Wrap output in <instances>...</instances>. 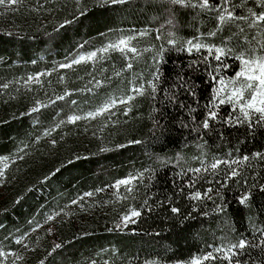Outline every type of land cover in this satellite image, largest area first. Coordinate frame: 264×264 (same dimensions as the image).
I'll list each match as a JSON object with an SVG mask.
<instances>
[{
    "label": "trees",
    "instance_id": "16d2710c",
    "mask_svg": "<svg viewBox=\"0 0 264 264\" xmlns=\"http://www.w3.org/2000/svg\"><path fill=\"white\" fill-rule=\"evenodd\" d=\"M82 4L87 9L83 16L77 11L76 0H23L15 11L0 7V85L9 84L6 89L0 87V155L13 154L21 142L28 145L24 159H17L5 174V198L0 200V249L18 252L23 259L16 260V264H90L93 260L96 264L157 260L160 264H186L211 251L213 245L220 246L225 238L235 241L243 236L251 240L254 228H264V159L254 158V153H264V126L229 127L210 121V129H202L205 105L215 85L210 80L211 69L206 70L203 64L195 70L189 67L193 60H199L198 54L167 51L159 65L161 88L175 91L183 106L166 103L163 91L156 100L147 94L136 96L127 116L123 115L125 106L117 104L112 110L116 115L108 120L98 117L94 121L64 123L50 136H43L46 129L72 111L91 110L110 95L125 94L134 77L151 76L137 66L126 69L127 58L116 51L99 54L94 63L59 68L66 58L100 47L109 37L114 39L121 27L150 26L155 30L166 18V5L148 0L103 6L100 0H82ZM175 17L181 40L203 36L206 42L219 44L221 37L235 31L225 26L217 36L209 37L216 25L213 13L176 8ZM66 20L72 23L56 31ZM85 41L88 43L80 49ZM151 41L159 44L155 35ZM225 63L230 67L220 74L232 76L238 70V61L228 58ZM49 71L51 75H47ZM38 72L46 73L39 83L25 84L21 79ZM178 73L193 86L195 96L187 85L176 88ZM97 80H103L104 86L97 87ZM65 91L72 95L51 103ZM72 100L77 104L72 105ZM38 101L49 106L31 113ZM228 114L230 107L220 106L219 115ZM52 139L57 141L55 146L49 142ZM136 140L142 143H131ZM204 153L209 162L214 157L240 160L232 167L241 174L227 180V187H221L228 171L224 165L219 174L187 172L189 167H200L197 157ZM177 156L181 157L179 164ZM243 156L249 160L243 161ZM149 167L154 171L146 172L142 182L136 181L131 193L122 187L118 193L96 191L109 189L116 180ZM57 168L60 171L52 176ZM46 177L50 178L45 181ZM193 180L194 187H187ZM208 188L213 191L207 193ZM88 191L93 192L92 197L78 199ZM195 191L204 198L191 200L190 194ZM246 193H251L250 199L241 204L240 197ZM72 199H77V204H72ZM221 203L223 211H214ZM172 207L180 212L173 213ZM133 208L140 210L141 216L124 230L116 229V224L122 226L123 215ZM53 211L61 212L58 221L44 223L45 215ZM30 220L40 221L43 227L31 232ZM25 233L28 236L24 242L32 250L14 243ZM56 243L62 247L49 255ZM238 258L242 264H262L264 253L251 248ZM12 261L10 256L8 264Z\"/></svg>",
    "mask_w": 264,
    "mask_h": 264
},
{
    "label": "snow or ice",
    "instance_id": "6c2138e0",
    "mask_svg": "<svg viewBox=\"0 0 264 264\" xmlns=\"http://www.w3.org/2000/svg\"><path fill=\"white\" fill-rule=\"evenodd\" d=\"M130 0H100V4L107 5H123L129 3ZM149 3H155L158 5H166L164 12L166 13V18L162 24H160L155 29V39L161 41L158 48L154 47L153 50V64L156 65L154 71L149 78H144L141 76L134 77L129 81V87L125 94L110 95L102 103L95 106L93 109L86 112L72 111L68 114L66 118H61L56 121V123L46 129L43 132V136L48 137L51 133L59 128L64 123L75 124L77 121H94L98 117H104L106 120L110 119L112 116L116 115L112 110L116 108L117 104L125 106L123 115L127 116L128 113L132 111L131 102L136 98V96L149 95L153 100H156L157 96L163 91V95L166 98V103L176 104L178 107L183 106V101H179L175 91L171 93L169 91H164L161 88V72L159 65L164 62V53L167 51H177L186 52L189 56L193 53L199 55V60H193L189 65L190 68L195 70L201 64L205 66V69H211L209 72L210 80L214 87L211 90V99L208 105H205L206 116L201 121V127L204 130H209L211 125L210 121H216L217 123L227 124L229 127L234 125L247 124L249 128H254L255 126H264V0H254V7H246V11L237 15L236 7H245L243 5H236L233 0H148ZM23 3V0H0V7L4 9L11 8L12 10H18V6ZM77 11L79 15L83 16L87 9L83 6L82 0H76ZM42 7V6H41ZM184 8L198 10L199 13H215L216 25L214 30L208 33L209 37H215L218 33H221L225 26L234 27L235 31L232 32L228 37H221L219 44L206 42L203 36L200 38L181 40V38L176 33V17L175 9ZM72 23L71 20H66L64 23L59 25L56 31L60 28H64L65 24ZM150 34V30L143 29L138 30L137 34L129 35H118L114 39L108 38L106 44L95 47L93 50L78 52L72 55L70 58H66V62L59 64V68H71L73 65H80L82 63H87L89 61L95 62L99 54H107L111 51H116L128 58L129 62L126 67L128 69L133 68V63L131 62V57H138L143 54L144 51L149 49H138L133 43L137 39V35L144 37ZM8 35H12L11 32ZM85 41L79 45L80 49L85 47ZM167 45L168 47H165ZM228 58H232L238 61V70L234 72L232 76L224 77L221 75V70L230 67L225 61ZM214 62V63H213ZM35 63V61H33ZM55 71V69H52ZM45 72H38L34 74L22 77L25 84H30L32 82L39 83L40 77L44 76ZM47 75H51V71L47 72ZM119 75V73H117ZM178 79L176 81V88H183L187 85L188 91L195 96V92L192 90L193 86L188 83V80L181 76L179 73ZM63 79V78H62ZM97 87L104 86L103 80H97ZM2 88H8L9 84L5 83L0 85ZM91 91V89H89ZM72 92L65 91L63 95H58L54 100L51 101L55 104L56 101L65 100L67 96H71ZM72 105H76L77 101L72 100ZM222 105H227L230 107V114L226 117H221L219 115V108ZM49 105L37 102L35 106L31 108V113H38L42 108H47ZM156 109H154L155 111ZM62 111V110H61ZM193 111V109H189ZM30 114V113H28ZM107 114V115H105ZM60 116V113H57ZM38 122V121H37ZM157 126H160L159 120L154 121ZM186 126V125H185ZM107 127V125H105ZM39 139V138H37ZM53 146L56 145L57 141L52 139L49 141ZM131 143H142V141L136 140L131 141ZM27 144L21 142V145L16 149L13 154L10 155H0V178L6 179V171L12 163H15L17 159L23 160L24 153ZM119 147H125V145H119ZM107 151L108 149H102ZM206 153L203 157H197L200 162V167H189L187 172L194 174H207L211 171L213 174H219L220 166L224 165L228 171L224 173V180L221 181V187H227V180L233 177H238L241 173L238 168H233L232 166L239 165L240 160L216 158L214 157L211 162L206 158ZM231 156V153L228 154ZM79 158V157H77ZM254 158L264 159V153L256 152L254 153ZM177 163H180L181 157H175ZM243 161H248V156L242 157ZM72 163L71 160L68 161ZM60 171L59 168L55 172L51 173L55 176ZM154 170L149 167L135 174H130L126 178L118 179L113 185L109 187H114L119 190L120 187L126 186L127 192L131 193L133 191L134 181H143L145 178V173H151ZM184 172L180 173L181 179H183ZM50 177H46L45 181ZM148 179H152L149 176ZM44 182V181H42ZM196 183L195 180L191 181L187 187H194ZM183 191V188L180 189ZM264 190V189H262ZM97 192L104 191L103 188L96 189ZM212 188L207 189V193H211ZM93 192H84L78 199L83 200L84 197H92ZM251 193H246L240 197L239 202L245 204L246 201L250 199ZM123 198V197H121ZM191 200H201L204 198L200 191H195L190 194ZM211 199V197H208ZM222 199V197H221ZM17 200L15 203H19ZM77 199H72V204H77ZM147 204V201H145ZM150 210V209H149ZM198 210L194 208V211ZM171 211L173 213H179L180 209L177 207H172ZM214 211L222 212L223 205L216 204ZM60 211L49 212L45 215L44 223L52 221L56 216L60 215ZM67 215V213H64ZM207 215V213H205ZM141 216V211L135 208L131 209L128 213L123 215L121 218L122 225L126 227L130 222L134 223L135 218ZM29 224L32 225L31 232H37L39 228L43 227V224L37 220H30ZM116 229L121 228V224L115 225ZM19 231V230H18ZM51 229H49V233ZM28 233L17 236L14 240L16 245H22L24 249H30L28 243L24 241L27 239ZM62 247L61 244L56 243L54 247L49 252V255L55 253L57 249ZM259 248L262 253H264V228H254L253 238L249 240L247 237H241L238 240H231L225 238V242L220 246H212V250L206 252L203 255H199L190 259L189 264H205V262H215L217 260L227 261V264H242L239 260L240 253L244 252L246 249ZM13 257L12 264H16V260H22L23 257L18 252H10L0 249V264H8V258ZM41 264H44L41 261ZM91 264H96L93 260ZM107 264V262H105ZM145 264H160V261H146ZM264 264V262H262Z\"/></svg>",
    "mask_w": 264,
    "mask_h": 264
},
{
    "label": "rangeland",
    "instance_id": "374dc122",
    "mask_svg": "<svg viewBox=\"0 0 264 264\" xmlns=\"http://www.w3.org/2000/svg\"><path fill=\"white\" fill-rule=\"evenodd\" d=\"M143 1H147V0H143ZM233 3L236 4V5H243L245 4V0H233ZM246 7H254V0H246V6L245 7H240V14L242 12H245L246 11ZM238 9L239 7H236L235 8V11H236V14H238ZM213 15L215 16L216 14L213 13ZM143 29H148L150 30V34L149 35H146L144 37H140L139 35H137V39L135 41H133V43L136 45V47L138 49H149L148 51H144L142 55L138 56V57H131V62L133 63V67L134 66H137V67H140L142 72H146L151 75L153 70L155 69L156 65L153 64V60H152V57H153V48L156 47L158 48L161 41H159V44H153L152 41H151V37L153 35H156L155 33V30H153L152 27L150 26H146V27H136V26H127V27H121L120 29H118L117 33L118 35H129V34H137L138 33V30H143ZM167 45H165L166 47ZM127 63L129 62L128 58H127ZM3 61H0V65H2ZM126 69H128L126 67ZM129 70V69H128ZM147 78H148V75H147ZM136 181H134L133 185L135 184ZM7 187V183L5 181V179L3 178H0V200H2L3 198H5V189ZM123 189H126V186H121ZM120 187V189H121ZM119 189V190H120ZM117 189H115L114 187H110L109 189H106L104 191H100L99 193H105L106 191L110 192V193H118ZM69 215V214H68ZM68 215H66L68 217ZM65 216V217H66ZM66 217V218H67ZM59 219V216L56 217L54 220H53V223L54 222H57ZM136 220V218H135ZM129 224H132L131 222ZM124 230V226L122 225L121 226ZM124 232V231H122ZM91 264V263H90ZM107 264H110V263H107ZM186 264H189V263H186ZM205 264H211L210 262H205Z\"/></svg>",
    "mask_w": 264,
    "mask_h": 264
}]
</instances>
